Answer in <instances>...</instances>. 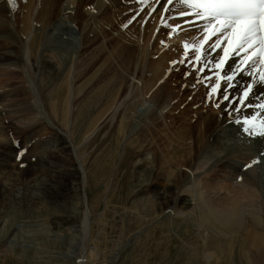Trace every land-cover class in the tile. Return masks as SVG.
I'll return each mask as SVG.
<instances>
[{"label":"bare ground","instance_id":"bare-ground-1","mask_svg":"<svg viewBox=\"0 0 264 264\" xmlns=\"http://www.w3.org/2000/svg\"><path fill=\"white\" fill-rule=\"evenodd\" d=\"M6 1L7 4L0 0V14L4 16V11L6 12L8 24L11 23L10 15L13 17L17 38L15 44L9 41L6 37V34L10 33L9 26L0 25V63L21 66L24 81L27 83L26 91L33 94V103L36 105L29 104L26 112L35 110L43 120L40 125H29L22 142L31 140L36 130L52 123L50 119L67 125L71 109L76 106L78 94L86 87V81L98 77L110 96L99 109L98 117L91 125H101L115 119L118 136H125L131 125L138 128L137 137L131 135L130 140L122 138L125 146L128 142L135 144L139 139L163 133V137L156 140L157 146H150L149 150L154 165L160 169L158 181L164 184V187L161 191L148 184L141 187L142 195L150 194L159 209V214L154 218H162L160 221L164 224L165 221L168 222L167 215L169 216L170 211L172 217H180L187 209L191 211L190 215L197 222L196 227L199 225L204 228V233L201 232L202 246L204 256L211 264H219L220 259L215 251L207 249V240L211 235L209 231L214 232L215 237L221 236L230 244L236 238L235 235L248 240L251 243V260H263L264 213L257 207L260 204L259 199L264 202V136H246L242 131V122L246 117L264 114V109L257 107L264 104V82H257L256 65L247 66L235 76L234 81L229 82L235 83L236 87L224 89L229 95V100L226 101L221 98L220 92H212V86L214 83H220L223 72L226 69H234L240 59H232L220 69H216L215 64L206 66L203 57L211 47L205 46L200 54L202 59L198 63L197 50L206 32L196 29L201 28L204 23H185L186 19L180 17L181 11L188 9L184 4H169L168 0H61L59 15L51 21L52 18L49 20V17L52 15L51 9L55 0ZM16 16L20 18V22H17ZM78 18L83 20L79 22ZM102 20H109V23H103ZM107 31L113 36L116 35H111L112 38H109L108 42L110 58L116 64L111 62L112 60L107 62L101 44L93 47L94 44L88 43L93 41L98 33ZM92 33L95 35L89 38L87 35ZM185 44L189 46L187 49ZM45 52L52 53L58 63H63L59 70ZM212 57L216 58V63L222 61V48H211L208 59L211 61ZM131 61L143 65L146 72L131 65ZM198 67H203L204 71H197ZM259 70L264 73L263 69ZM40 76L46 77L44 83L41 79L35 81ZM75 81L81 86H77ZM249 83L253 85L249 97L237 102V98L242 95L241 89ZM26 91L21 90L15 94H24ZM127 93H131V96L125 104L123 99ZM183 94L187 96L184 105L193 108V115L190 118L186 115L185 118L186 131L178 128L169 135L161 122L151 120L150 123H141V120L136 119L139 117L136 106L142 103L143 99L148 100L143 102L144 110L148 112L145 116H162L165 109L173 108L170 102L178 104ZM115 106L123 107L115 113ZM30 116L24 120L29 122ZM12 124H5V129L13 127ZM0 133L3 134V128H0ZM180 140L185 141L187 148L190 147L191 155L185 163L183 156L187 153V148L182 149L179 146ZM8 141L0 142V173L4 175L16 172L15 163L9 162L11 152L7 150V147L12 146V152H15L14 142ZM46 142L51 145L46 148L47 151H41L46 167L35 164L32 168L31 164L26 170L46 176L42 181V189L51 192L48 202L52 204L57 196H66L64 191L68 181L83 187L79 202L83 207L81 235L82 243L85 244L90 236V231L87 230L92 215L85 193L86 169L79 156L73 159L70 145L58 132L54 131ZM134 146L140 149L142 144ZM206 148L207 155L200 161V156ZM209 158H214V161L219 166L226 167V170L228 165L232 166L234 172L225 182L226 186H222L221 182L215 179L217 172L214 168L210 181L198 190L194 183L193 169H197L198 165H202ZM245 164H249L246 169L243 166ZM180 165H185L190 172L178 168ZM136 167L135 171L140 179L156 170L147 162ZM250 169L254 172L249 176ZM68 173L67 179L65 175ZM190 177L192 183L185 188L189 197L180 196L177 194V188L180 187L181 181ZM0 187L4 192L1 182ZM56 188L60 190L57 191ZM221 188L223 192L219 194ZM210 189L212 195L208 193ZM177 207L180 210L174 213ZM223 246L222 244L218 247L223 249ZM83 262L80 258L74 264Z\"/></svg>","mask_w":264,"mask_h":264},{"label":"rangeland","instance_id":"rangeland-1","mask_svg":"<svg viewBox=\"0 0 264 264\" xmlns=\"http://www.w3.org/2000/svg\"><path fill=\"white\" fill-rule=\"evenodd\" d=\"M4 2L7 4L6 0ZM61 3V0L54 1L51 9L54 19L51 15L49 20L52 18L51 21H53L58 17ZM77 7L78 5L73 8L76 10ZM4 13V16L0 14V25L9 26L10 33L6 34V37L15 44L17 33L14 19L10 15L11 23L8 24L7 14L5 11ZM16 20L20 22L18 16ZM81 20L83 18H78L79 22ZM102 22L109 23V20H102ZM107 32H104L107 35L98 33L96 38L88 43L94 44L93 47L101 44L105 50L107 62L112 60L111 62L116 64L110 58L108 46L109 38L116 35L113 36L109 33L110 31ZM93 35L95 34L87 36L90 38ZM45 53L47 57L52 58L56 69L59 70L63 63L59 62V64L58 59L56 60L52 53ZM10 65L0 63V128H3V134L0 133V142L8 140V142H14L15 152H12V146L7 147V150L11 152L9 162L10 164L15 163L16 172L6 175L0 173V182L4 189L2 192L0 187V264H74L80 258L84 260L83 264H211L209 259L206 260L202 246L201 238H203L204 228L199 225V228L196 227L197 222L190 215L191 211L184 210L186 213L180 217L176 215L172 217L170 211L169 216L167 215L168 222L165 221L163 224L160 221L162 218L158 220L154 218L159 214L157 213L159 209L153 197L150 194L142 195L141 187L144 185L159 188V191L164 187V184L158 181L160 169L154 165L149 150L150 146H157L156 140L163 137V133L139 139V143L128 142L125 146L122 138L130 140L131 135L137 137L138 128L131 125L125 136H118L115 119L101 125H91L98 117L99 109L110 96L102 87L98 77H95L88 79L86 87L78 94V102L71 109L67 125L50 119L52 123H47L48 126L36 130L31 140L22 142V137L29 129V125H40L39 123L43 120L35 110L26 112L29 104L36 106L33 103V94L26 91L27 83L24 81L21 66L13 63ZM131 65L146 72L145 67L139 63L131 61ZM45 79V76H40L35 81L40 80L44 83ZM76 85L81 86L79 82ZM21 90L26 92L15 94ZM179 95L182 94L179 93ZM130 96L131 93H127L124 97L125 104ZM186 98L187 96L183 94L178 104L171 101L170 105L173 108L165 109L162 116L160 114L145 116L148 112L144 110L143 102H148V100L143 99L142 103L136 106L139 114L136 119L141 120V123H150L151 120L161 122L169 135H172L178 128L186 131L184 127L186 115L189 118L193 115V108L184 105ZM122 107L115 106V113ZM27 116H30L31 122L24 120ZM5 124H12L13 127L5 129ZM54 131L63 136L70 145L69 150L72 152L73 159L79 156L86 169L85 193L92 215L87 230L90 231V236L85 244L82 243L83 236L81 235L83 207L79 202L83 187L80 184H73V181H68V186L64 191L66 196H57L52 204L48 202L51 192L42 189V181L46 179V176L26 170L31 164L32 168L35 164L46 167L45 157L41 151H47L51 147L46 140ZM180 141L179 146L186 149L188 145L185 146L184 140ZM140 143L142 147L137 149L134 145L139 146ZM189 149L190 147L183 156V163L191 155ZM207 150L208 148L200 156V161L203 160V156L207 155ZM143 162H147L156 170L151 175L140 179L141 177L138 178L135 170L136 166H141ZM194 162L197 165L196 159ZM232 162L235 163L234 160ZM243 166L246 169L249 164ZM227 167H229L228 170L226 167L219 166L214 158L207 159L202 165H198L197 169H193L195 187L200 190L208 183L214 168L217 172L214 178L220 181L222 186H226L225 182L234 172L232 166ZM178 168L190 172L185 165H180ZM253 172L250 169L249 176ZM228 173H231L230 176L227 175ZM65 176L68 179L69 173ZM190 176L192 177V173ZM191 177L181 181L177 194L189 197L185 188L191 185ZM222 192L221 188L219 194ZM208 193L212 195V190L210 189ZM258 201L260 204L257 208L264 213V202L260 199ZM178 210L180 208L177 207L174 213ZM211 224L214 225L213 222ZM209 233L211 235L207 240V249L216 252L217 258L220 259L219 264H264V258L260 262L251 260V243L248 240L240 239L235 235L236 238L230 244L226 243L221 236L215 237L214 232L209 231ZM222 244L223 249H220L218 246Z\"/></svg>","mask_w":264,"mask_h":264},{"label":"snow or ice","instance_id":"snow-or-ice-1","mask_svg":"<svg viewBox=\"0 0 264 264\" xmlns=\"http://www.w3.org/2000/svg\"><path fill=\"white\" fill-rule=\"evenodd\" d=\"M168 2L169 4L187 5L189 8L195 9V16L208 21L207 24H202L201 28L196 29L197 31L208 32L211 30V34L231 32L232 37L237 41L238 48L243 49L246 54L249 49H253L251 55L248 56L251 67H255L257 63L264 64V61L258 59L255 50L257 46L264 48V0H168ZM229 43H231V40H229ZM184 47L187 49L189 46L185 44ZM211 47H215V45ZM210 51L211 48L206 51L203 57L204 64L206 66L215 64V68L220 69L224 62L216 63L215 57H212L210 61L208 59ZM194 52L195 49H193V54ZM224 54L227 56V48L224 49ZM201 59V56H196L198 63ZM197 71H204V68L198 67ZM242 71L240 65H235L234 69H226L220 76L221 82L213 84L212 92H220L222 99L229 100V95L224 89L236 87L235 83L229 82L234 81L235 76ZM257 74V82H264V73L257 69ZM252 89L253 85L251 83L245 85L241 89L242 98H248ZM240 99L237 98V102ZM257 107L264 109V104ZM233 108H235V105H233ZM242 129L246 134L264 136V114H253L251 117H246L242 122Z\"/></svg>","mask_w":264,"mask_h":264}]
</instances>
